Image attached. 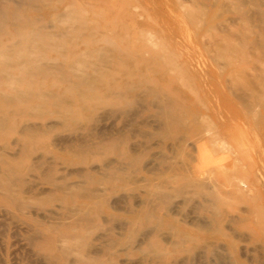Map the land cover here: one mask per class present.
<instances>
[{
    "label": "rangeland",
    "instance_id": "374dc122",
    "mask_svg": "<svg viewBox=\"0 0 264 264\" xmlns=\"http://www.w3.org/2000/svg\"><path fill=\"white\" fill-rule=\"evenodd\" d=\"M50 1L23 16L73 27L43 56L74 54L96 95L39 113L0 101V264H264V0Z\"/></svg>",
    "mask_w": 264,
    "mask_h": 264
},
{
    "label": "bare ground",
    "instance_id": "6f19581e",
    "mask_svg": "<svg viewBox=\"0 0 264 264\" xmlns=\"http://www.w3.org/2000/svg\"><path fill=\"white\" fill-rule=\"evenodd\" d=\"M36 1L37 0H0V36L3 35L2 33L6 32V34H9L12 38L11 41L8 43H2V44L0 43L2 45L0 47V82H3L6 85L11 86V87H14V86H16V87H22V86L30 87V86H32L31 87L32 89L16 88L12 92L0 91V101L2 103L1 109L4 110V106L8 102H14V104H15L14 113H16V112L21 113L27 108H29L30 110H32L35 113H39L40 110L43 108L42 107L43 104H46L48 107L49 106H57L59 108L69 109V108H72V106H71V104H69V99L67 98L68 94L75 96V100L82 101V102L87 101L89 99H92L96 95V90L94 87H95V84L97 83V78L94 75H92L91 73L78 70V68L74 64V62H75V55L74 54L69 55L68 59H64V60H58L57 58L43 56V53L46 52L45 48H60L62 46V44L64 43L63 41H65V38L68 36L69 30H72L73 27H66V26H60L59 25V26L55 27V30L49 31V30H46L47 27H49V26L45 25L46 23H43L42 19L39 20V18L24 17L23 16V9L26 6H36V4H35ZM51 2H52V0L49 2V4L51 6H53V4H51ZM55 2L57 3V1H55ZM49 6H47V7H49ZM50 8H52V7H50ZM68 10H69V8H68ZM68 12L69 11H67V12L64 11V13H61V14L57 15L56 17L60 18L63 15H68ZM251 15L256 20L264 21V9H258L256 11H254V13L252 12ZM59 18H57V19H59ZM80 18H82V17H80ZM9 26L12 29L10 30V32H7L6 30L10 29ZM28 26H32L33 28H31V30H28ZM252 33H254V31ZM147 37L153 38L154 35L153 34L147 35ZM255 40L257 41L256 37H255ZM253 42H254V40L251 43H253ZM259 44L257 46H259ZM246 45H245V48H246ZM261 45L264 47V38H263V41L260 44V46ZM232 46L234 47V45H232ZM254 46H255V44H254ZM226 47L227 46H225V50L230 51L229 50V49H231L230 43L228 46L230 48L226 49ZM242 47L240 48V50L242 49ZM221 48L218 47L217 51H218V49L220 50ZM234 48H233V50H234ZM237 48H236V52H237ZM245 48H244V50H245ZM233 50H231L232 53L230 52V54H231L230 57H232L234 55ZM251 50H253V48ZM104 52H106V49L101 48V47H97V48H93V49L84 51V52H82L83 55L81 57V60L83 62H87V56H91V55H96V56L102 57ZM214 52H216V51L214 50ZM219 52H221V51H219ZM223 52H224V50H223ZM223 52H221V53H223ZM241 53H243V52H241ZM253 53H255V52H253ZM236 55L237 54H235L234 55L235 57H232V59L236 58L237 57ZM245 55H247V54H245ZM263 55H262V57H264ZM240 56H241V54H240ZM216 57H218V56H216ZM237 59H238V57H237ZM226 62L228 63L229 61H226ZM230 62H231V59H230ZM240 62H241V60H239V63ZM252 70H254V69H252ZM14 71H17L18 73H13ZM37 75L53 76V77L57 78V80H60V81L67 80L69 77H74L75 80L70 81L68 83L66 89L63 90L62 92H54V91H50V90L43 91V90L39 89V82L32 79L33 77H35ZM25 77H30V79H25ZM258 77L261 78L260 76H258ZM1 80H3V81H1ZM253 88H254V86H253ZM250 89H248V90H250ZM255 90H256V88H255ZM246 93H248V92H246ZM25 101H26V103H29V104L26 106L21 105V103L25 102ZM246 107H248V106H246ZM249 107H251V106H249ZM257 108L258 107H256V109ZM256 109H254L255 113H256ZM252 110H253V108H252ZM254 114H252V115L255 116ZM168 116H170V115H168ZM259 116H260V114H259ZM175 117H176L175 120H177V121L180 119L179 115H176ZM8 119H9L8 116H6L3 113H0V131H3L6 129V126L8 125ZM255 119H256V117H255ZM26 129L31 134V137L34 135V132L36 131L35 129L33 130L31 127H28ZM43 132H44V130L42 129L41 133H43ZM99 134H101V133H99ZM99 137H100V135H99ZM241 138H242V135H241ZM98 139H100V138H98ZM102 139H104V137ZM238 140H239V138H238ZM242 140H244V139H242ZM210 142H212V140H210ZM215 142H217V144H219L223 149H225L231 153L235 152V150H233V148L227 147L223 138H219ZM215 142L213 140V144ZM100 143L101 144H99V145L96 144V146H95L96 152H99L100 149L102 148V146L105 149V146H106L105 139H104V141L102 140ZM244 143H245V141H244ZM237 144L239 145V143H237ZM245 145H246V143H245ZM115 148L116 147L112 146V149H115ZM240 148H241V145H239L238 149L240 150ZM84 150L85 149H83V151ZM120 159H121V161L118 164V168H117L118 170L115 169L113 171V174H115L116 177L119 176V172H124V171H126L132 167V162H133L132 158H129L125 154H121ZM17 164L18 163L15 162V165H17ZM11 167L14 168V165H12ZM226 179H227V177H226ZM240 191L241 190H239V192Z\"/></svg>",
    "mask_w": 264,
    "mask_h": 264
}]
</instances>
